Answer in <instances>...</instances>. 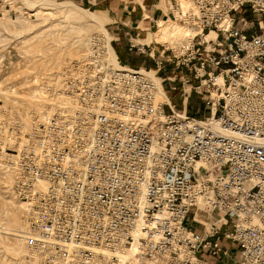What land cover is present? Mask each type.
Segmentation results:
<instances>
[{"label":"built area","instance_id":"1","mask_svg":"<svg viewBox=\"0 0 264 264\" xmlns=\"http://www.w3.org/2000/svg\"><path fill=\"white\" fill-rule=\"evenodd\" d=\"M168 1L197 32L176 55L151 48L154 73L114 65L113 37L94 34L52 89L75 112L56 105L27 133L0 116V169L39 264H264V0ZM191 93L207 116L188 114Z\"/></svg>","mask_w":264,"mask_h":264},{"label":"rangeland","instance_id":"2","mask_svg":"<svg viewBox=\"0 0 264 264\" xmlns=\"http://www.w3.org/2000/svg\"><path fill=\"white\" fill-rule=\"evenodd\" d=\"M50 1L58 8L71 7L79 14H88V18L82 20L70 18L63 15L58 9L53 12L43 11L44 13L28 12L24 9L26 0H0V116L2 121L8 118L17 120L23 133L29 132L34 125L44 120V115L48 114L49 108L52 107L51 102L57 103L52 97V88L50 87L57 81L59 74L65 70L67 65L69 67L70 64L78 61L76 59L84 51L87 40L94 34L111 37L106 29L111 27L107 26L109 20L103 14L96 12L95 7L88 10L87 6L79 5L74 0ZM165 1L160 0L162 4ZM82 10L88 12L84 13ZM48 12L54 15H49ZM258 19L260 18L256 17V20ZM160 20L166 22L171 28L184 29L182 25L170 21L166 15ZM98 24L102 27H99ZM164 28L166 33L167 29ZM160 30L157 31V28L153 27L146 32L147 34L140 35V39L147 37V41L150 39L151 43L149 50L136 56L134 67L126 65L121 58L123 54L118 53L120 65L133 70L143 68L154 70V60L148 56L151 48L155 49V59H157L156 51H161L163 48L168 49L164 55L167 56L170 55L171 49L176 55L183 42H187L182 36L177 38L178 42L169 39L171 32L169 30L163 43L156 38ZM153 33L155 34L153 35ZM179 34L180 32H178ZM213 37L214 35L210 34L208 38ZM147 41L143 44L149 43ZM171 70V66H165L159 73V78L171 76ZM176 85L178 86L177 83ZM164 86L168 90L167 82ZM42 89L47 90V95H43ZM181 93L178 91L167 94L172 105L175 106V111L182 110ZM46 97L48 102L45 100ZM186 107L188 114L192 113V115L198 110L201 116H207L210 110V106H206L205 102L203 103L194 93L190 94ZM4 177L5 175L0 169V227L23 232L21 208L10 199V196L8 197V191L2 184ZM10 249L15 252L12 254H16L15 256H10ZM230 255L233 257L236 255V247H232ZM203 258L211 259L209 253H204ZM216 258H220V256ZM228 260L224 259V262H228ZM0 264L34 263L26 253L22 241L18 240L16 236L0 233Z\"/></svg>","mask_w":264,"mask_h":264},{"label":"crops","instance_id":"3","mask_svg":"<svg viewBox=\"0 0 264 264\" xmlns=\"http://www.w3.org/2000/svg\"><path fill=\"white\" fill-rule=\"evenodd\" d=\"M79 5H85L88 10L95 7V11L103 14L109 23L107 31L113 37V52L116 58L118 53L123 54L122 59L128 66H135L136 56L140 53L136 48L130 49V43H141L147 41L146 38L140 39V35L147 34L160 19L167 16V4L170 1L161 3L158 0H74ZM102 17V16H101ZM103 18V17H102ZM159 20V21H158ZM155 33H153L154 35ZM133 40V41H132ZM150 40V39H149ZM149 40L147 42H149ZM155 41V40H154ZM151 42L145 44L149 45ZM134 64V65H133Z\"/></svg>","mask_w":264,"mask_h":264},{"label":"bare ground","instance_id":"4","mask_svg":"<svg viewBox=\"0 0 264 264\" xmlns=\"http://www.w3.org/2000/svg\"><path fill=\"white\" fill-rule=\"evenodd\" d=\"M179 4H180V7H181V9H182V11L183 12H185L186 10H188V9H191V5H190V3L187 1V0H179ZM71 7H60V8H58L57 7V5H55L53 2H51L50 0H26V5H25V8L24 9H26L28 12H35V13H44V12H46V11H56V9H58L63 15H65V16H68V17H73V18H75V19H79V20H82L83 18H88V14H79V13H77V12H75V9H73V8H71ZM44 11V12H43ZM82 12H84V13H87L88 11H85V10H82ZM49 13V15H54L53 13H50V12H48ZM43 15V14H42ZM72 18V19H73ZM173 22V21H172ZM97 23V22H96ZM173 23H175V22H173ZM166 25V26H165ZM98 26L99 27H102V25H99L98 24ZM183 26V25H182ZM164 27H166V29H167V31H171L170 32V34H169V39H171V40H175V41H179L177 38L178 37H180V36H182V38L183 39H185V40H187V42H189V41H191V39H192V37L196 34V30H194L193 28H190V27H187V26H183V28L184 29H182V28H171L169 25H167L166 24V22H158V24L156 23V28H157V31H158V29H161L160 30V33L158 32V35L156 36V38L158 39V40H160L161 42H163L164 43V40L166 39V37L165 36H167L166 35V33H167V31H166V33H165V28ZM102 30H104V31H106L104 28H101ZM156 31V32H157ZM194 31H196L195 33H193ZM155 32V33H156ZM178 32H180V34L178 35ZM157 34V33H156ZM183 34V35H182ZM210 34H213L214 35V33L212 32V33H210ZM210 34L209 35H204V38L206 39V40H208V39H210V38H208L209 36H210ZM103 35V34H102ZM105 36V35H104ZM214 37H215V35H214ZM213 37V38H214ZM181 38V39H182ZM177 39V40H176ZM89 40V39H88ZM88 40H87V42H88ZM168 41V40H167ZM155 43H157L156 41H154ZM157 44H159V43H157ZM86 45H87V43H86ZM134 45H145V44H143V42L142 43H139V44H137V43H134ZM161 45V44H160ZM163 45V44H162ZM86 53V47H85V49H84V51L82 52V54L80 55V57L78 58V59H76V60H80V59H82L83 57H84V54ZM109 60L114 64V65H119L118 64V59L116 58V56H115V54H114V52H113V50H111L110 51V53H109ZM68 66V65H67ZM67 66L65 67V68H67ZM121 67V66H120ZM64 68V69H65ZM120 71H125L124 69H120ZM63 72V71H62ZM61 72V73H62ZM151 72H153L154 73V70H152ZM61 73L59 74V76H58V78H57V81L53 84V86H51L50 88H52V89H59V88H61V82H60V77H61ZM161 80V78H157V82H159ZM43 90V89H42ZM47 95V90H43V95ZM212 95H214V93H212ZM48 98L46 97L45 98V100L48 102V100H47ZM158 99L159 100H161L162 102H164V103H166V102H168V99H167V96H166V94L162 91V90H160V92H159V94H158ZM50 105H52V107H50L49 108V111H48V114H45L44 115V117H43V121L42 122H44L45 120H47L51 115H52V111L54 110V108L56 107V105H60V106H65V107H67L68 108V110H69V112H71V113H73V112H75L76 111V107L73 105V104H69V102H67V101H64V100H61V99H58V103H54V102H51V104ZM52 108V109H51ZM5 175V177H4V180H3V182H2V184H3V186H5L4 187V189H6L7 191H8V197L10 196V199H12V201L14 202V203H16L20 208H21V221H22V224H23V226H24V229H25V222H24V205L21 203V202H19V201H15L12 197H11V195H10V193H9V191H10V188H11V183H12V180H11V178L7 175V174H4ZM40 187L43 189L44 188V185H40ZM10 219V218H9ZM0 233L1 234H4V235H11V236H16V238L18 239V240H20V241H22V231L21 230H19V231H15V230H13V229H11V228H2V227H0ZM22 243H23V241H22ZM24 245V244H23ZM25 247V246H24ZM10 252H9V254H10V256L13 254V253H15V252H12V250L10 249L9 250ZM17 253V252H16ZM26 253L27 254H29V256L32 258V261H33V263L34 264H39V262H38V259L36 258V257H34L33 255H31L29 252H28V250L26 249ZM129 254H130V252H126V253H124V254H122V256H121V260L122 261H125L126 259H127V257L129 256ZM16 255V254H15ZM15 255H12V256H15Z\"/></svg>","mask_w":264,"mask_h":264},{"label":"trees","instance_id":"5","mask_svg":"<svg viewBox=\"0 0 264 264\" xmlns=\"http://www.w3.org/2000/svg\"><path fill=\"white\" fill-rule=\"evenodd\" d=\"M195 112H196V111H195ZM195 112H194V115H195ZM190 115H192V113H191Z\"/></svg>","mask_w":264,"mask_h":264}]
</instances>
